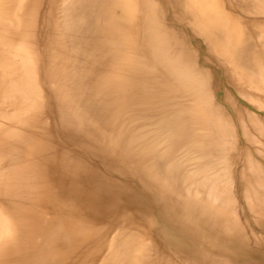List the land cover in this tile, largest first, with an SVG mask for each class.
Instances as JSON below:
<instances>
[{
  "label": "rangeland",
  "instance_id": "rangeland-1",
  "mask_svg": "<svg viewBox=\"0 0 264 264\" xmlns=\"http://www.w3.org/2000/svg\"><path fill=\"white\" fill-rule=\"evenodd\" d=\"M81 1H28L34 74H21L14 99L25 109L0 141L17 228L2 257L116 264L132 243L141 264H264V79L167 0H134L126 35L105 1ZM248 21L236 22L251 48L261 21Z\"/></svg>",
  "mask_w": 264,
  "mask_h": 264
},
{
  "label": "bare ground",
  "instance_id": "bare-ground-1",
  "mask_svg": "<svg viewBox=\"0 0 264 264\" xmlns=\"http://www.w3.org/2000/svg\"><path fill=\"white\" fill-rule=\"evenodd\" d=\"M28 1L29 0H0V95L1 94H5L7 99H3L5 103H7V105L10 107L8 108L9 110L6 112V110H4V102H0V141H2L3 143L7 142L9 139V137L12 136L13 133L17 132L18 126L16 124L17 121L20 120V118H18V114H22L23 109H25V104H19V102H17V100L14 99V90H17L16 88L19 87L18 89H21L20 85H21V81L24 79L23 77H21V74L25 73V77L27 78V76L29 77L31 74H34L33 71V64H34V59H33V51L31 50V46H30V41L27 38V33H26V29H25V24H26V18L25 15L28 13L27 7H28ZM81 1V0H80ZM91 1V0H89ZM93 1V0H92ZM97 1V0H96ZM105 1V4H107L105 11H108L110 14V12H112L111 10H113V12L110 14L111 16V23L113 22L112 20L114 19V21H118V24L116 22L115 23V27L117 24L118 29L117 30H122L121 26L124 23L119 24V22H121V20H125L130 22L131 19L134 18L135 16V3L134 0H103V3ZM169 2L170 5H172L173 7L177 8L178 12L174 11V15L175 16H179L181 18L184 19H189L193 22L196 23V26L199 27V31L206 36V39H208L210 42L215 43L216 46L222 47L224 48V46L226 47H230L231 50H233L234 52V57H232V60L235 62H239L245 69H253L254 71H256L258 76L257 78L264 79V38H263V32H261L259 29L264 28V0H167ZM70 2V1H69ZM67 1V3H69ZM79 3V1H77ZM82 2V1H81ZM80 2V3H81ZM102 1H100L101 3ZM74 3V2H73ZM78 3L76 4L77 6H75L76 8L78 7ZM84 3V2H83ZM82 3V4H83ZM155 3V1H154ZM160 3V2H159ZM96 4V3H95ZM94 4V5H95ZM104 4V5H105ZM161 4V3H160ZM90 5V4H87ZM87 5L85 7H87ZM93 5V3H92ZM154 5V4H153ZM67 6V5H66ZM97 6V5H96ZM95 6V7H96ZM99 5V9H100ZM152 6V5H151ZM150 6V7H151ZM69 7V6H68ZM92 7V6H91ZM103 7V6H102ZM158 7V6H157ZM82 8V6H81ZM93 8V7H92ZM104 8V7H103ZM154 7H151V9H153ZM160 8V7H158ZM68 9V8H67ZM73 9V8H72ZM90 9V7H89ZM94 9V8H93ZM97 9V10H99ZM161 10L164 9L163 7L160 8ZM159 9V10H160ZM69 10V9H68ZM104 10V9H102ZM102 10L101 14H102ZM166 10V9H165ZM75 11V10H74ZM78 11V10H77ZM90 11V10H89ZM94 11V10H92ZM154 11V10H153ZM158 11V9H157ZM79 12H81L79 10ZM78 12V13H79ZM155 12H156V5H155ZM88 13V12H87ZM90 13V12H89ZM92 13V12H91ZM95 13V12H94ZM107 13V12H106ZM157 13V12H156ZM155 13V14H156ZM158 13H160V11H158ZM162 13V11H161ZM71 14V13H70ZM73 14V13H72ZM77 14V13H75ZM152 10L149 13V16H151ZM164 14V13H162ZM79 15H81L79 13ZM85 15V13H84ZM105 16V12L104 14H102ZM154 15V14H153ZM158 15V14H157ZM76 16V15H75ZM82 17V16H81ZM97 17V16H96ZM99 17V16H98ZM107 17V16H106ZM158 17V16H157ZM155 17V19L157 18ZM160 17H162L160 15ZM258 17H261L260 19ZM78 18V17H77ZM153 18V17H152ZM159 18V17H158ZM157 18V19H158ZM74 19V18H73ZM82 19V18H81ZM84 19V18H83ZM93 19V18H90ZM97 19V18H96ZM108 19V20H109ZM156 19V20H157ZM239 19L243 20H258L261 22H258L259 24L256 23V29L259 32H256L253 34L255 35H259L258 37L261 39L257 41V43L255 42L254 46L250 48L249 44H246V42L248 43V41H246L245 43L243 42V39L246 38L248 33L246 32L245 29H247L245 26H241L240 24H238L236 21H238ZM77 20V19H76ZM107 20V19H106ZM106 20L105 21V25L103 24V27L105 26V29L107 28L106 23H108ZM151 20V19H150ZM73 21V20H72ZM75 21V20H74ZM94 21V20H93ZM134 21V20H131ZM160 21V20H159ZM102 22V20H101ZM127 22V25H128ZM161 22V21H160ZM249 22V21H248ZM72 23V22H71ZM81 23V22H79ZM94 23V22H93ZM110 23V22H109ZM110 23V24H111ZM131 23V22H130ZM88 24V23H86ZM100 24V23H99ZM132 24V23H131ZM131 24L129 28H131ZM162 24V23H161ZM165 25V23H163ZM95 25V24H94ZM121 25V26H120ZM126 25V23H125ZM124 25V26H125ZM98 26V25H96ZM109 26V25H108ZM120 26V27H119ZM253 26V25H252ZM87 27V26H86ZM85 27V28H86ZM91 27V25H90ZM103 27L101 29H103ZM113 29L114 25L112 26ZM83 28V27H82ZM99 28V26L97 27ZM111 28V27H109ZM122 28L126 29L128 28L123 27ZM155 28V27H154ZM157 28V27H156ZM166 28V27H165ZM254 28V27H252ZM92 29V28H91ZM162 29V26H161ZM249 29V28H248ZM247 29V30H248ZM251 29V28H250ZM255 28L252 29L256 30ZM83 30V29H82ZM109 30V29H108ZM127 31L129 29H126ZM126 30L121 33L123 34H128L126 33ZM174 30V29H173ZM172 30V31H173ZM113 31V30H112ZM111 31V32H112ZM160 31V29L158 30ZM156 31V33L158 32ZM164 31V30H163ZM167 31V30H166ZM86 32V31H85ZM99 32V31H98ZM97 32V33H98ZM106 32V30H105ZM161 32V31H160ZM174 32V31H173ZM194 32V31H193ZM95 33V32H94ZM92 33V34H94ZM110 33V30L109 32ZM114 33V31H113ZM167 33V32H165ZM251 33V32H250ZM88 34V33H87ZM171 34V33H170ZM195 34V33H194ZM252 34V33H251ZM252 34V35H253ZM75 35V34H74ZM79 35V34H78ZM107 35V34H106ZM110 36V34H108ZM161 35V34H160ZM93 36V35H92ZM102 36V35H101ZM119 36V35H118ZM171 36V35H169ZM224 36H228L229 39H226ZM232 36V37H231ZM245 36V37H244ZM103 37V36H102ZM114 37V36H113ZM116 37V36H115ZM176 37V36H175ZM254 37V36H253ZM85 38V37H84ZM101 38V37H99ZM162 38V37H161ZM103 39V38H102ZM109 39V38H107ZM132 39V38H131ZM160 39V38H159ZM169 39V38H168ZM251 39V38H250ZM249 39V40H250ZM95 40V38L93 39ZM120 40V39H119ZM158 40V39H157ZM178 40V38H177ZM176 40V41H177ZM181 40V39H179ZM256 40V38H255ZM85 41V40H84ZM169 40H167L168 42ZM91 42V41H90ZM166 42V41H164ZM163 42V43H164ZM183 42V41H182ZM226 42V44H225ZM252 42V41H251ZM88 43V42H87ZM99 43V42H98ZM96 43V44H98ZM175 43V42H174ZM179 43H181L179 41ZM167 44V43H166ZM184 44V43H183ZM116 45V44H114ZM165 45V44H164ZM171 45V44H170ZM182 45V44H180ZM207 45V44H206ZM185 46V45H184ZM52 46H50L51 48ZM166 48V45L164 46ZM169 47V46H168ZM176 47V46H175ZM161 48V47H160ZM163 48V47H162ZM186 48V46H185ZM86 49V48H85ZM170 49V48H169ZM182 49V48H181ZM179 49V51L181 50ZM52 50V49H51ZM50 50V51H51ZM210 51V49H208ZM80 51V50H79ZM169 51V50H168ZM178 51V52H179ZM186 51V50H185ZM183 51V52H185ZM182 52V51H181ZM117 53V52H116ZM159 53V52H158ZM165 53V52H164ZM167 53V50H166ZM166 55V54H165ZM170 55V54H169ZM168 56V55H167ZM182 56V55H181ZM184 56V55H183ZM187 57V54L185 55ZM184 56V58H185ZM57 57V56H56ZM170 58V56L168 57ZM187 59V58H186ZM173 60V58H172ZM182 60V59H181ZM185 59H183L184 61ZM188 61V60H187ZM186 61V62H187ZM51 62V61H50ZM173 62V61H172ZM109 63V62H108ZM113 63V62H112ZM110 65V64H108ZM112 65V64H111ZM171 65V62L170 64ZM188 65V63H187ZM86 66V65H85ZM175 66V65H174ZM80 67V66H79ZM78 67V68H79ZM110 67V66H109ZM186 67V66H185ZM108 68V67H107ZM174 69V68H173ZM186 69V68H185ZM191 70V68H190ZM198 70V69H197ZM201 70V69H200ZM209 70V69H208ZM181 71V70H180ZM203 71V70H202ZM185 72V71H184ZM204 72V71H203ZM202 72V73H203ZM201 73V72H200ZM194 74V73H193ZM187 75V73L185 74ZM189 75V74H188ZM192 75V73L190 74ZM196 75V74H195ZM184 76V75H183ZM255 76L254 72L252 75H250V77ZM187 77V76H186ZM196 77L197 79V75L193 76ZM22 78V80H21ZM31 78V77H30ZM89 78V77H88ZM189 79H191L192 77H188ZM201 79V78H200ZM207 79V78H206ZM254 78H251V80ZM21 80V81H20ZM28 80V79H26ZM185 80V79H184ZM187 80V79H186ZM199 80V78H198ZM202 80V79H201ZM200 80V82H201ZM20 81V82H19ZM191 81V80H190ZM193 81V80H192ZM195 81V80H194ZM27 82V81H26ZM188 82V81H187ZM262 82V81H261ZM192 84L191 82H188V84ZM199 83V82H198ZM27 83H25L26 85ZM85 87V86H84ZM82 91V90H81ZM90 92V91H88ZM31 95V94H30ZM34 95H36L35 97V103H37V101H39L40 103V93L38 91V89H36ZM32 98H34V96H31ZM29 96V98H31ZM17 98V97H15ZM19 99V96H18ZM86 99V97H85ZM33 100V99H32ZM15 101V102H14ZM12 102H14L15 104L13 106H11ZM22 102V101H21ZM18 105V106H17ZM39 104L36 105V107ZM98 105V104H97ZM171 105V104H170ZM28 106V105H27ZM35 106V105H33ZM99 106V105H98ZM32 107V105H31ZM39 109V108H38ZM174 109V108H173ZM30 110V109H29ZM17 113H16V112ZM17 115H14L15 113ZM30 114V113H29ZM28 115V114H27ZM30 117V116H29ZM175 121V120H174ZM20 122V121H19ZM18 122V123H19ZM24 123V122H23ZM26 124V123H25ZM173 124V123H172ZM19 125V124H18ZM156 126V125H155ZM21 127V126H19ZM25 127V126H24ZM22 129V128H21ZM183 129V128H182ZM170 129H166L163 128V133L164 136H166L167 134H169ZM20 132V130H19ZM23 132V131H22ZM155 132V131H154ZM169 132V133H168ZM166 133V134H165ZM17 134V133H16ZM21 134V133H19ZM34 134V133H32ZM14 135V134H13ZM32 136V135H31ZM169 136V135H168ZM19 137V135H18ZM183 137V136H182ZM185 138V137H184ZM11 140V139H10ZM173 140V139H172ZM199 140V139H198ZM167 142V141H166ZM2 143V144H3ZM174 143V142H173ZM8 144V143H7ZM184 144V143H183ZM5 145V144H4ZM164 145V144H163ZM203 146V145H202ZM7 147V146H6ZM5 147V149H6ZM3 148V146H2ZM1 148V150H2ZM4 151V150H3ZM172 151V150H171ZM9 152V151H7ZM3 154V153H2ZM171 155V154H170ZM169 155V156H170ZM177 155V154H176ZM3 156V155H2ZM5 156V154H4ZM0 159L1 156H0ZM1 163V162H0ZM1 165V164H0ZM2 166V165H1ZM0 166V196L3 197V199L5 200V203H1L0 202V259L4 258L5 260V256L2 257L5 253H7V251L9 250V248L12 245V242H14L13 237H14V232L17 229L16 228V224L14 221V217L12 215V213L9 210L8 203H10L9 200H7V198L10 196L11 193L14 194V192L12 191L11 193L9 190V187H11V180H10V176L8 174H10V172L7 173L6 170H4L2 167ZM8 168V167H7ZM172 168V167H171ZM6 169V168H5ZM191 171V170H190ZM12 172V171H11ZM168 172V171H167ZM192 172V171H191ZM190 172V174H191ZM193 173V172H192ZM192 176V174H191ZM21 178V177H19ZM17 179V178H16ZM14 180V179H13ZM192 181V180H191ZM15 183V182H14ZM20 184V182H19ZM17 185V183H16ZM14 186V185H13ZM18 187V186H17ZM14 188V187H13ZM17 194V192H15ZM12 195V194H11ZM15 195V194H14ZM12 197V196H10ZM19 198H22L20 196H18ZM17 197V198H18ZM18 198V199H19ZM10 199V198H9ZM21 200V199H20ZM15 202V201H14ZM22 204V203H21ZM25 211V210H24ZM18 212V211H17ZM25 213V212H24ZM19 215V214H18ZM21 216V215H20ZM20 220V219H19ZM29 221V220H28ZM29 227V226H28ZM16 228V229H15ZM119 229V228H118ZM124 229V228H123ZM126 229V228H125ZM121 230V229H120ZM123 231V230H122ZM126 231H128L126 229ZM128 233V232H127ZM123 234V232H122ZM126 234V232H125ZM130 234V233H129ZM16 235V233H15ZM117 235V234H116ZM127 235V234H126ZM17 236V235H16ZM52 236V235H51ZM118 236V235H117ZM121 236V235H120ZM114 237V236H113ZM112 237V238H113ZM139 237V236H138ZM141 237V236H140ZM18 238V237H17ZM116 239V238H115ZM114 239V240H115ZM132 239V238H131ZM126 241V240H125ZM130 240H128L129 242ZM127 242V241H126ZM134 242V241H132ZM48 242H46L47 245ZM146 243V242H144ZM143 243V244H144ZM134 245V244H133ZM112 246V245H111ZM131 247V251H126L127 253H125V255L119 257V262L118 260L116 261V264H123V263H128V264H141L139 263V261H141L140 259V251H141V244L140 247L138 246H132V243L130 245ZM146 246V245H145ZM43 247V246H42ZM48 247V246H47ZM114 247V246H113ZM125 247V246H123ZM127 247V246H126ZM129 247V246H128ZM55 248V247H54ZM74 248V247H73ZM116 248V247H115ZM145 248V247H143ZM52 249V248H51ZM121 249H127V248H121ZM48 250V249H47ZM50 250V249H49ZM54 250V249H53ZM115 250V249H114ZM113 250V252H114ZM119 250V249H118ZM117 251V250H115ZM120 251V250H119ZM144 251V250H143ZM148 251V250H147ZM49 252V251H47ZM88 252V251H87ZM112 252V253H113ZM121 252V251H120ZM9 253V252H8ZM30 253V251H29ZM39 253V252H38ZM59 253V252H58ZM109 253V252H107ZM116 253V252H114ZM122 253V252H121ZM124 253V252H123ZM65 254V253H64ZM120 254V253H119ZM62 255V254H61ZM108 255V254H107ZM111 255V253H110ZM118 255V254H117ZM66 256V255H65ZM9 257V256H6ZM107 257V256H106ZM116 257V255H115ZM115 257L112 259H115ZM118 257V256H117ZM77 258V255L76 257ZM110 258V257H109ZM146 258V257H145ZM42 259V258H41ZM72 259V258H71ZM88 259V258H87ZM122 259V260H120ZM2 260V259H1ZM6 260H9L6 258ZM5 260V261H6ZM62 260V259H61ZM73 260V259H72ZM106 260V259H104ZM103 260V261H104ZM126 260V261H125ZM145 260V259H144ZM10 261V260H9ZM40 262V261H39ZM61 262V261H60ZM5 262L3 261L2 264H4ZM9 263V262H8ZM107 263V262H106ZM114 263V262H113ZM112 263V264H113ZM7 264V261H6ZM14 264V263H13ZM66 264V263H65ZM111 264V262H110Z\"/></svg>",
  "mask_w": 264,
  "mask_h": 264
}]
</instances>
